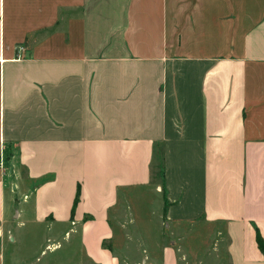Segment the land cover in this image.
<instances>
[{
  "label": "crops",
  "instance_id": "crops-1",
  "mask_svg": "<svg viewBox=\"0 0 264 264\" xmlns=\"http://www.w3.org/2000/svg\"><path fill=\"white\" fill-rule=\"evenodd\" d=\"M148 187L264 264V0H0V264L24 219L122 264L104 244Z\"/></svg>",
  "mask_w": 264,
  "mask_h": 264
},
{
  "label": "rangeland",
  "instance_id": "rangeland-1",
  "mask_svg": "<svg viewBox=\"0 0 264 264\" xmlns=\"http://www.w3.org/2000/svg\"><path fill=\"white\" fill-rule=\"evenodd\" d=\"M152 169V183H159L162 172L159 151ZM154 195L155 191L148 187L135 190L130 198H120L121 201L127 200L129 210L125 214L121 209L119 219L113 223L115 243H105L104 246H112V253L122 264H160L162 248L172 241L176 245L178 264H228L226 243L219 240L214 228L199 226L177 230L161 217L162 198H154ZM54 230L60 229L24 219L23 224L15 229L16 233L5 235V243H10V248H5L6 259L17 262L12 264H91L80 248V237L74 229L67 234L53 233ZM9 236L15 240L9 242Z\"/></svg>",
  "mask_w": 264,
  "mask_h": 264
},
{
  "label": "trees",
  "instance_id": "trees-1",
  "mask_svg": "<svg viewBox=\"0 0 264 264\" xmlns=\"http://www.w3.org/2000/svg\"><path fill=\"white\" fill-rule=\"evenodd\" d=\"M77 203V200L75 201V204ZM257 242H258V247L259 250L261 251V253L264 255V242L261 240V238H257Z\"/></svg>",
  "mask_w": 264,
  "mask_h": 264
}]
</instances>
